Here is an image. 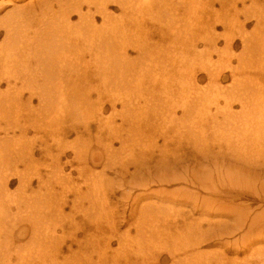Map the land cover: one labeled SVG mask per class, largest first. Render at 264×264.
Returning <instances> with one entry per match:
<instances>
[{"label": "rangeland", "instance_id": "1", "mask_svg": "<svg viewBox=\"0 0 264 264\" xmlns=\"http://www.w3.org/2000/svg\"><path fill=\"white\" fill-rule=\"evenodd\" d=\"M195 3L184 10L180 0H156L154 13L144 10L140 49L125 51L126 64L58 63V107L23 114V132L6 130L12 182L0 185V264H130L136 258L146 264L152 255L167 258L161 264H264V175L238 168L264 165V0ZM77 23L78 17L71 20ZM196 25L205 29L198 32ZM229 34L232 47L224 52ZM209 72L220 76L209 79ZM192 74L198 79L193 89ZM172 78L168 95L162 85ZM187 87L202 91L198 115L180 107L194 93ZM232 87L243 90L246 108L233 103L235 118L224 123V97ZM97 155L100 161L93 162ZM208 202L214 204L209 213L200 212ZM219 205L223 214L215 211ZM244 221L242 231L213 240L217 228L232 230ZM199 224L211 241L186 255L184 243L198 237ZM226 240L239 246L226 248ZM174 249L181 250L171 259L167 253Z\"/></svg>", "mask_w": 264, "mask_h": 264}, {"label": "bare ground", "instance_id": "2", "mask_svg": "<svg viewBox=\"0 0 264 264\" xmlns=\"http://www.w3.org/2000/svg\"><path fill=\"white\" fill-rule=\"evenodd\" d=\"M166 1L167 0H165V2ZM194 1L196 2L197 0H193V2H192V0H180L181 4L183 3V9L184 8L189 9V8L195 7V5H197L198 2L195 3ZM155 3H156V0H33V1L29 0L26 4L20 5L18 0H0V38H1V36H3L2 41H0V116L5 118V119L2 118V124H3V129H4L3 131H4L5 136H4V138L0 139V159L3 158V161H1L2 163L0 165V177H1L0 178L1 179L0 185L2 186V188L6 189L8 187V185L12 182V177H10L11 175H10V173H8L10 161L8 159V156H9L8 149L9 148H6V146H7L8 141H9V138H7L9 132H7L6 130H8L9 128H13V130H15V129H19V127H22L21 131L23 132V131H25L24 120H22L23 123L21 122L22 125L20 124V118L23 116V114L28 113V112L30 114L31 112H35L38 110H39V112L43 111V113L46 114L47 111H49L51 109L53 111L54 108L58 107V105H56V103H58L57 98L59 97L60 92H61V86H60L61 70H60V67L58 66V63H120V62H125L124 57H125V51L127 49H136L137 51L140 49V45H141L140 27L142 25V23L140 22V17L143 15L144 10H145V12H147V14H151V12L154 13L155 11H153V10H154ZM171 3H173V2H171ZM168 6H170V5H168ZM194 10H196V9H194ZM114 11H120V15L118 17H114L113 16V14H115ZM251 16H249V17H251ZM75 17H78V23L72 26L71 20ZM226 17H224V18H226ZM253 18H255V17H253ZM99 19L101 20V24L99 26H97V21ZM251 19L252 18H247V21H250ZM143 20H144V18H143ZM172 20H175V19L173 18ZM172 20H171V22H172ZM224 20H226V19H224ZM213 22H214V19H213ZM215 22L217 24L219 23L220 25L227 26V24L224 23L221 18H215ZM257 22H259V20H257ZM151 23H153V22L151 21ZM199 23L200 22H198V24ZM196 27L197 28H194V29L196 31L200 32L202 27L200 28V26L198 27V25H196ZM211 30H212V27H211ZM189 31H190V29H189ZM257 32L258 31H256V33ZM256 33H254L255 36L259 35ZM217 36H219V35H217ZM196 38H197V36H196ZM201 38L202 37H200L199 40L207 41V39L205 40V39H201ZM203 38H205V37H203ZM225 39L226 38H224V40ZM229 39L230 40L224 41L225 48H223V51H224V49H225V51L226 50L228 51V50H230V47H232L231 45L233 42L231 41V35H230ZM261 39H259L260 43H261ZM210 40H209V42H210ZM232 40H234V39H232ZM256 40H258L257 37H256ZM263 41H264V39H263ZM243 42H244V40H243ZM258 42L259 41H257V43ZM257 43H255V44H257ZM195 44L197 45V43H195ZM213 44H214V42H213ZM200 54H201V52H200ZM208 58H210V57H208ZM126 63L127 62H125V64ZM245 65H247V64H245ZM228 67H229V65H228ZM239 67H240V65H239ZM101 70L102 69H100V71ZM232 71H233V69H232ZM218 73L216 74L214 72H209V75H210L209 79H213V80H216V78L218 79L220 76V74H218ZM232 73H234V72H232ZM170 77H169V80H170ZM197 80H198L197 77H195L192 74L190 77V83L188 81V83L191 85L192 89H193V86L197 83ZM116 81H118V80H116ZM172 81L174 82L173 78L170 82H168V80H167V82H165L166 84L162 85V88L165 90L164 92H166V94H168V95L171 94L172 91L174 90V88L172 86H175V84ZM234 81H236V80H234ZM2 86H5V89H1ZM242 86L243 85H241L240 87H242ZM189 88L187 90L191 89V88L190 89ZM192 89H191V91L194 92ZM242 92H243L242 89L238 88V90L235 91V89H233V87H232L230 95H227L226 97H224V105H223V109L221 111V114L223 115V118H224V123L228 122V121L230 123L235 118V114L232 113V106H233L232 104L233 103L239 104L241 106V109L246 108ZM181 93L182 92H180V94ZM200 93L197 91V92L191 93L189 95L186 94L188 97L187 101L184 102L183 105H180V107L184 113L190 114L191 116L194 114L198 115L196 113L199 112V107L202 105L200 99L202 100L201 97H203L202 95H201V97L199 96ZM223 96H224V94H223ZM172 99H173V97H172ZM257 99H259V97ZM34 100L37 101V107L36 108H34L32 106V103L34 102ZM245 101H247V100H245ZM151 103H152V101H151ZM153 103H155V102H153ZM160 103L162 104L163 102H160ZM172 105H174V104H172ZM154 106L156 107V105H154ZM170 108L173 109V106H171ZM254 110H256V109H254ZM240 111H242V110H240ZM17 113L19 114L18 115L19 118L15 117V115ZM263 113H264V110L262 107V112H260L259 114L263 115ZM219 114H220V112H219ZM236 114L241 115V113H238V112ZM255 114H257V113H255ZM10 115H14L11 117L12 119H10ZM173 117H175V116H173ZM188 122H189V120H188ZM182 123H184V122H181V125H182ZM194 123L195 122H192V124H194ZM234 123H236V122H234ZM15 125H17V128L15 127ZM87 125H84L85 129L88 128ZM183 125H185V123ZM232 125H234V124H232ZM199 127H197V128H199ZM113 129H114V127L111 128L110 130H113ZM65 132L68 133V131H65ZM164 136H166V135H164ZM128 138H130V137H128ZM119 142L122 143L121 141H119ZM126 142H127V140H126ZM4 149H7V150H4ZM107 150H108V148L106 149V151ZM198 153H200V151H198ZM62 155H64V154H62ZM17 158H19V157H17ZM191 160H192V158H191ZM196 160L197 159L195 158V154H194V159L192 160L194 162V164H195ZM59 161H60V158H59ZM99 161H100V157L98 155L93 157V162H99ZM222 163H223V161H222ZM65 164H69V162H66ZM187 166L185 165V167H182L184 169V171L186 168L188 169ZM238 168H239V170L245 172L246 174L248 173V174H255V175H262V174L264 175V165L263 164L261 166H258V165L257 166L256 165L255 166H249L248 165V166L244 167V170H242L241 167H238ZM238 168L236 167V169H238ZM58 170H61V169L59 168ZM225 171H226V169H225ZM227 173H229V172H227ZM194 174L197 175L196 173H194ZM185 176H183V178ZM174 178H176V177H174ZM174 178H172V179H174ZM165 179L166 180L162 179L163 183L164 182L168 183L170 181V179H167L166 177H165ZM172 179H171V182H172ZM177 179L178 178H176V180H174V181H178ZM158 180H160V179H158ZM185 180H184V182H185ZM251 181H252V179H251ZM159 182L161 183V180ZM234 183H235V181H234ZM138 187H139V185H138ZM143 187H146L145 184L143 185ZM254 187L256 188V186H254ZM213 189H214V187H213ZM222 189H224V188H222ZM222 189L215 190V193L216 194L219 193V195H220ZM225 190H226V188H225ZM260 190H261L262 194H264V189L261 188ZM223 192H224L225 196H226V193H229V192H225V191H223ZM231 192H233V190ZM224 194H221V195H224ZM252 194H254V193H252ZM255 196H257V195L255 194ZM231 197H232V195L230 196V199H231ZM203 200H205V199H203ZM213 205L214 204H211L210 202L204 204L205 210H203V208H200V212L205 211V212L209 213V210L212 208ZM132 210H133V208H132ZM216 210L218 211V213L222 212V214H223L224 205H219V207L217 209H215V211ZM200 225L201 224L198 225V227H199L198 233H200V234L198 235V237H196V238L194 237L193 241L190 240L191 242L190 241H188V243L185 242L184 244H186V246L183 244L185 246V249H183L184 250L183 253L185 251H187L186 249H190V247L193 245H194V247L195 246L198 247V245L200 246L202 244L208 243L209 240L211 241L210 235H208L209 233L207 234V232L205 233V231L202 233V231L200 230L202 227ZM222 225H225V224H222ZM245 225H246L245 221H244V223L239 222L238 226H236L235 228L232 227V230L229 229L228 231L226 228L225 229L217 228V229H219L218 234L216 235V238L214 237L213 240L218 239V238H220V239L222 238V240H223V237H230V235H233L234 232L242 231L243 228L245 227ZM254 225H253V222L251 223V225H248L249 226L248 230L251 229V226H254ZM228 226L230 227V225H228ZM252 231L253 230H251V232ZM208 232H210V231H208ZM213 232H217V230L215 229V231H213ZM36 233H38V232H36ZM180 234H179V236H180ZM247 234H249V233H247ZM193 235H195V234H193ZM195 236H197V235H195ZM213 236H214V234H213ZM244 238H245V235L242 236V239H244ZM189 242H190V244H189ZM236 244H237V242H235V241H234V243H230L229 241L227 242V240H226V248H230L232 246H235ZM249 246H250V244H249ZM224 248L222 247V249H224ZM180 250L181 249H174L173 251L168 252L167 253L169 255L168 257H170L171 259L173 257H176L178 255L177 252H179ZM224 252H226V251H224ZM184 254L187 255L188 253L185 252ZM198 254L200 255V253H198ZM154 257L155 256L152 255V257L150 259L151 263H149V262H147V263L148 264H161V263L167 261V258H164V257H155V258ZM195 257H197V256H195ZM223 257H224V255H223ZM176 261H179V259ZM184 261H180V262H184ZM130 264H137V258L134 259V261L131 262Z\"/></svg>", "mask_w": 264, "mask_h": 264}]
</instances>
